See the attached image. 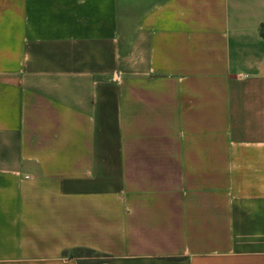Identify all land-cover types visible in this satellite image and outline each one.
<instances>
[{
    "label": "crops",
    "instance_id": "obj_1",
    "mask_svg": "<svg viewBox=\"0 0 264 264\" xmlns=\"http://www.w3.org/2000/svg\"><path fill=\"white\" fill-rule=\"evenodd\" d=\"M263 22L0 0V264H264Z\"/></svg>",
    "mask_w": 264,
    "mask_h": 264
},
{
    "label": "trees",
    "instance_id": "obj_2",
    "mask_svg": "<svg viewBox=\"0 0 264 264\" xmlns=\"http://www.w3.org/2000/svg\"><path fill=\"white\" fill-rule=\"evenodd\" d=\"M260 34H261V36L264 38V22L263 23H261V25H260ZM77 250H83V251H85V252H87V254L88 255H94V252L93 251H91V250H88V249H77ZM75 251V250H74ZM71 256L73 257H78L77 255H75L74 253L73 254H71Z\"/></svg>",
    "mask_w": 264,
    "mask_h": 264
},
{
    "label": "rangeland",
    "instance_id": "obj_3",
    "mask_svg": "<svg viewBox=\"0 0 264 264\" xmlns=\"http://www.w3.org/2000/svg\"><path fill=\"white\" fill-rule=\"evenodd\" d=\"M73 253H74L75 255H77L78 257H83V258L86 257L87 260H89L90 257L93 256V255H88L87 252H85V251H83V250H75V251H72V252L69 253V255H71V254H73Z\"/></svg>",
    "mask_w": 264,
    "mask_h": 264
}]
</instances>
